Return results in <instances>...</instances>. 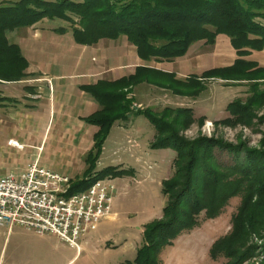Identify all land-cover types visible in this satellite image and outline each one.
Listing matches in <instances>:
<instances>
[{"label":"rangeland","instance_id":"374dc122","mask_svg":"<svg viewBox=\"0 0 264 264\" xmlns=\"http://www.w3.org/2000/svg\"><path fill=\"white\" fill-rule=\"evenodd\" d=\"M4 1L16 0H0V3ZM72 26L66 20L44 18L31 27L18 28L8 33L9 39L18 43L27 57L29 75L18 82H0V97H10L0 98V141L6 142L7 139L8 142L14 136L25 137L23 140L26 143L16 151L21 159L15 163L11 161L10 153L0 151V157L8 156L5 165L0 167V175L9 173L13 168L17 176H20L21 170L37 157L41 166L69 174L73 180L91 177L90 185L100 178L97 174L105 167L117 166L127 170L123 175L104 177L112 178L118 186L112 211L119 217L108 230V238L113 240L115 247L106 252L104 248H98L97 243L90 248L85 246L70 263L124 264L125 260H135L144 243L145 225L163 217L164 206L169 200V194L162 192L163 181L174 175L176 152L171 148H152V142L148 139L154 136L156 138L157 129L146 116L131 112L129 119L115 123L117 126L110 131L95 169L89 176L86 175L89 167L88 154H81V150L86 144L92 145L94 132L98 127L81 120L82 116H72L71 113L75 110L70 101L71 96L58 99V94H63L59 89L62 90V86H65L71 90L70 81L74 74H88L90 70H99L101 66L110 68L112 72L110 75L101 72L96 77H106L108 80L128 75L131 70L135 72L137 66L133 64V59L138 54L137 47L125 35L117 39H101L98 44H104V52L101 50L98 53L96 48L83 50L74 40ZM62 27L66 32L59 31ZM237 58L230 38L225 34L217 36L213 44L200 40L184 56L170 61L174 63L165 64V68L170 67L174 71V78L183 81L196 78L198 82L178 85L172 82V77H161L151 80L154 83L141 81L129 87L131 92L128 95L135 98V110L152 109L171 127L173 125L169 132L173 129L187 141L209 137L231 145V148L213 149L215 156L210 161L222 164L221 169L234 163L245 165L249 150L261 152L259 168L252 178L254 183L257 172L264 171V100L259 97L264 92V72L252 78H200L204 71L232 65ZM245 58L264 66V50L253 51ZM157 62L163 61L142 59L139 65L157 69L154 67L159 66ZM44 70L52 76L56 73L67 76L52 77L47 73L43 74ZM64 80L69 83L65 85ZM45 81L49 91L44 88ZM53 86L56 87L55 90H52ZM64 93L71 92L66 90ZM233 102L242 106L241 117L232 114L228 108ZM185 109L189 111L182 112ZM88 112L91 111L81 110L83 115L90 114ZM130 119L134 121V125H130ZM121 125L123 128L118 127ZM137 132L141 133L140 139L145 144L140 163L125 148L130 146L131 137H139ZM234 149L239 152L235 153ZM236 177L238 175L233 173L229 180ZM200 180L198 178L197 181ZM231 181L229 187L235 182ZM243 183L242 190L229 197L214 217H209L206 211H202L197 216L196 226L182 231L171 245L165 246L159 255L161 264H228L238 258L242 259L240 264H264V215L263 221L261 216L259 218L263 225L257 229L250 228V233L233 249L232 257L225 253L219 254L217 258L211 256L213 243L232 232L234 218L243 198L252 190L248 181L244 180ZM222 191L223 189L220 192ZM210 198L208 190L205 199ZM256 199L257 196L254 197ZM30 236L39 238L36 232L18 224L11 227L0 225V264H23L26 260L31 264L43 260L49 263L47 252L35 257L30 245L26 249V255L22 253L23 250L18 253V245ZM76 253L75 248H69L65 258L68 260Z\"/></svg>","mask_w":264,"mask_h":264},{"label":"trees","instance_id":"16d2710c","mask_svg":"<svg viewBox=\"0 0 264 264\" xmlns=\"http://www.w3.org/2000/svg\"><path fill=\"white\" fill-rule=\"evenodd\" d=\"M44 18L71 22L74 40L82 45H93L103 38L117 39L125 35L144 60L171 61L184 56L194 43L206 40L213 44L219 34H225L230 38L238 58L232 65L204 71L200 78H252L264 72V66L245 58L253 51L264 49V0H16L0 3V82H18L29 75V61L21 46L9 39L8 33L31 27ZM59 31L66 32V29L62 27ZM161 77H172V82L178 85L198 82L196 78L179 80L174 78L173 72L139 65L135 72L120 78L99 79L80 86L100 105L98 110L82 117L85 122L98 127L93 147L88 153L86 175L89 176L95 169L105 141L117 121L129 119L131 112L146 116L158 131L152 148L173 149L176 152V170L173 177L163 181L162 192L169 194L163 217L145 225L144 243L135 260L127 261V264H161L159 255L163 248L171 245L182 231L196 226L197 216L202 211L214 217L229 197L242 190L245 180L252 185V190L243 198L234 218L233 230L216 240L210 250L212 258L221 253L232 257L233 249L250 233V228L257 229L263 225L259 218L261 216L263 221L264 171L257 172L254 183L252 179L259 168L261 152L249 150L245 165L234 163L221 169L222 164L210 161L215 156L213 149L231 148V145L209 137L187 141L173 129L169 132L173 125L171 127L152 109L135 110V98L128 95L131 92L129 87ZM259 97L264 100V92ZM228 108L235 116L243 115L240 103L233 102ZM185 110L181 111H189ZM166 132L169 133L165 135ZM126 171L108 166L97 176L123 175ZM233 173L238 177L231 179L235 182L229 187L232 183L229 178ZM86 178L73 180L72 193L90 186L91 177ZM198 178L201 179L199 182ZM208 190L212 197L210 200L205 199ZM241 261L238 258L228 264H240Z\"/></svg>","mask_w":264,"mask_h":264},{"label":"built area","instance_id":"2783aa9c","mask_svg":"<svg viewBox=\"0 0 264 264\" xmlns=\"http://www.w3.org/2000/svg\"><path fill=\"white\" fill-rule=\"evenodd\" d=\"M8 145L24 147L15 138ZM72 185L69 174L41 166L38 157L20 176L15 169L0 175V225L18 224L39 235L53 234L80 250L84 235L112 213L118 186L110 177L77 193H72Z\"/></svg>","mask_w":264,"mask_h":264},{"label":"crops","instance_id":"0c3cea01","mask_svg":"<svg viewBox=\"0 0 264 264\" xmlns=\"http://www.w3.org/2000/svg\"><path fill=\"white\" fill-rule=\"evenodd\" d=\"M220 35H222V34H219L218 36H220ZM76 44L82 46L83 50L84 49H89V48H96V51L98 50V53H101V50H102V52H104V49L102 48V46L104 47V44L102 45V43H99V44L97 43V45L95 44L93 46L92 45L91 46L82 45V44H79V43H76ZM140 60L142 61V59L138 55H136L135 59H133V62H134L133 64H135V66H138L139 63H140ZM176 60H178V59H176ZM157 63H159V66H154L157 69H160V70H163V71H167V72H174V71H172V69L170 67L165 68V64H172L174 62L163 61L162 63L161 62H157ZM101 72H103V74H106V75H108L107 73H109V75H110V72H112V70H110V68L107 69V68L101 66L99 70H90L88 74H84V72L82 74H74L73 75L74 77H72L71 81H70L71 90L68 89V87H65V86H62V88H61L62 90L59 89V91L61 93H63V94L62 95L58 94V99L60 97L62 99L63 98L67 99L68 96H71L70 97V101H71V103L74 104V110H75V111H73L71 113L72 116L76 115L77 117H79V116L85 117V116H88L89 114H84L83 115L81 113V110L82 111H91V112H88V113L91 114V113H93L94 111H96V110H98L100 108V105L95 100V98L91 94L83 91L80 88V86L83 85V84L95 83L99 79H105L106 77H104V78L96 77V75L100 74ZM133 72H134V70H131L129 73H133ZM42 73L45 74L47 72H46V70H44V72H42ZM47 75L52 76L51 74H48V73H47ZM79 75H81V77H79ZM65 76H67V75L61 74V73H56V74H53L52 77H61V78H63ZM69 76H71V74ZM122 76L123 75L117 76L114 79L120 78ZM38 82H41V81H38ZM68 83H69V81L67 82L66 80H64V84L65 85H67ZM44 85H45V87H44L45 90L49 91L48 83L46 81L44 82ZM64 87H65V89H64ZM55 88L56 87L53 86L52 90L53 89L55 90ZM66 90L70 91L71 93L65 94L64 92ZM68 100H69V98H68ZM82 117H81V120H82ZM129 122H130V125H134V121H132V119H130ZM115 126H117V125H114L113 127H115ZM127 126H125V128H127ZM118 127L123 128L122 125L118 126ZM137 134L139 135V137L133 138V139L131 137L130 138L131 140H129L130 146L125 147L126 145H124V147L128 148L130 153H131V155L136 159V162L140 163L141 159H142L141 154H142V152L145 149L144 148L145 144H144V142H142L143 140L140 139V134L141 133L137 132ZM11 138L18 139L22 144L26 143L23 140L25 137H21V138L18 137L17 138V137L11 136ZM154 138H155V136L152 139L149 138L148 140L153 142ZM145 141H147V140H145ZM127 142H128V140H127ZM147 143H148V141H147ZM93 144H94V141H93L92 145L88 146L86 144L85 148L84 147L82 148V150H81L82 153L81 154H84V155L88 154L89 151L92 149ZM77 149H78V146L76 147V150ZM2 150H5V151H7V153H10V158H11V161L13 163H15L16 160H20L21 159V158L18 157L19 153L16 152L18 149L8 145L7 139H6V142L4 140L0 141V151H2ZM7 155H9V154H7ZM7 157H5V158L4 157L3 158L0 157V167L5 165L4 163L6 162ZM118 217L119 216L116 214V212L112 211V213L109 215V217L104 218L99 223L98 227L95 230H92L89 233L85 234L84 237L81 239V249H83L85 246L88 247V248L92 247V245L95 246L96 245L95 243L99 244L97 246L98 248H100V249L104 248V250L106 252H108L113 247H115V244H114L113 240L108 238L109 237L108 236L109 235V231L108 230L112 227V225L115 224V222L117 221ZM38 236H39V238H37L35 236H30L28 239H26V240L24 239L23 243L18 245V253L19 254H20V251L23 250L22 253L24 255H26V253H27L26 249L30 248V246L32 247V251L31 252L33 253V255L35 257L42 256L46 252L49 254L48 255V260H50L49 263H48L47 260H46V262L43 260V261H40V262L39 261L38 262H34L33 264H70L80 252L78 249H76L75 247H72L67 242L61 240L56 235H53V234H50V235H39L38 234ZM37 241H38V243H35ZM28 245H30V246H28ZM49 247H51V248H49ZM69 248H75L77 250V253L75 254V256H73L72 258L67 260L65 257L68 256L67 252H68ZM127 261H131V260H127ZM31 263L32 262L27 261V260L23 262V264H31ZM123 263L126 264L127 263L126 260Z\"/></svg>","mask_w":264,"mask_h":264},{"label":"water","instance_id":"95a60500","mask_svg":"<svg viewBox=\"0 0 264 264\" xmlns=\"http://www.w3.org/2000/svg\"><path fill=\"white\" fill-rule=\"evenodd\" d=\"M137 108V107H136Z\"/></svg>","mask_w":264,"mask_h":264}]
</instances>
